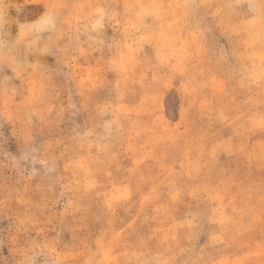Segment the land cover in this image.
Returning a JSON list of instances; mask_svg holds the SVG:
<instances>
[{"label": "rangeland", "instance_id": "obj_1", "mask_svg": "<svg viewBox=\"0 0 264 264\" xmlns=\"http://www.w3.org/2000/svg\"><path fill=\"white\" fill-rule=\"evenodd\" d=\"M0 264H264V0H0Z\"/></svg>", "mask_w": 264, "mask_h": 264}]
</instances>
